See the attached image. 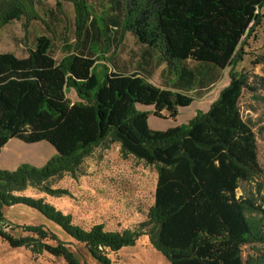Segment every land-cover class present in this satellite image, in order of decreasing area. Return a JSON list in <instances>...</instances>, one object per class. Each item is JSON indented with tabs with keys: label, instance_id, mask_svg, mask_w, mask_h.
<instances>
[{
	"label": "trees",
	"instance_id": "obj_1",
	"mask_svg": "<svg viewBox=\"0 0 264 264\" xmlns=\"http://www.w3.org/2000/svg\"><path fill=\"white\" fill-rule=\"evenodd\" d=\"M64 3L74 13L73 38L55 59V27ZM100 6L103 13L97 15L90 0H0V30L13 21L40 25L24 56L0 52V152L12 138L54 149L39 167L0 166V238L32 256L47 253L65 264H82L67 242L42 225H11L25 235L4 230L3 209L19 204L54 222L98 264H115L109 255L143 235L168 264H264L263 209L252 196L237 194L241 181L263 174L255 124L242 116L239 102L244 90L255 92L264 83L232 70L262 22L264 0H104ZM124 34L155 49L185 88H160L141 73L111 71L100 78L95 62ZM59 37L66 41L63 33ZM188 61L202 66L197 71ZM206 65L214 67L215 78L231 67L208 110L165 130L150 128L148 111L138 105L174 119L194 100ZM68 88L79 101L69 100ZM110 143L119 144L122 157L131 155L156 170L153 203L134 229L108 230L101 222L84 228L43 197L23 194L27 188L68 194L52 188L50 180L76 177L83 160Z\"/></svg>",
	"mask_w": 264,
	"mask_h": 264
},
{
	"label": "rangeland",
	"instance_id": "obj_2",
	"mask_svg": "<svg viewBox=\"0 0 264 264\" xmlns=\"http://www.w3.org/2000/svg\"><path fill=\"white\" fill-rule=\"evenodd\" d=\"M46 1L53 5V0ZM90 1L95 6L97 15H101L103 8L100 5L104 0ZM58 14L60 20L55 27L57 39L55 38L52 54L55 59L65 54L63 47L66 42L72 43L73 38L74 13L71 4L64 3L61 13ZM260 14L262 22L255 28L253 35L246 40L247 45L243 48L245 54L242 60L232 67L233 71L245 73L253 83L254 81L264 83V80L258 78H264V6L260 9ZM32 31L34 36L39 34L36 24L31 22L26 27H22L20 21L7 24L0 30V52H12L17 56H24L25 49L32 46L31 42L34 38L30 35ZM62 33L66 39L65 42L58 38L62 36ZM107 53L108 50L102 52L99 60L95 62L97 63L95 71L100 78L105 73L111 72ZM187 65H193V62L188 61ZM230 70L231 67H226L218 71V81L205 95L198 97L202 93L193 92L194 100L191 105L180 108L178 116L174 119L168 118L165 111L156 116L152 112V107L143 108L148 111L149 121H154L153 127L165 130L187 123L198 111H207L217 98L219 91L228 83ZM67 97L71 102L80 100L73 88H68ZM239 106L242 116L255 124L253 131L256 134L257 157L263 174L255 181H241L237 194L255 198L262 207L264 216V131L262 130L264 128V87L255 92L244 90ZM53 150L47 142L25 143L14 138L3 150L2 164L7 168H2L14 170L22 163L42 166L54 154ZM50 183L52 188L64 189L68 194L50 196L33 188H27L23 194L43 197L64 214H70L73 222L84 228L101 222L105 229L122 231L134 229L146 219L154 199L156 170L154 166L146 165L131 155L122 157L119 144L110 143L107 147L95 148L92 154L83 160L76 177L64 174L61 178L50 180ZM11 207L3 209L6 221L10 225H42L67 242L82 264H98L81 244H77L59 226L38 211L19 204ZM9 231L14 235L27 234L18 227ZM109 257L115 264H168L166 258L153 248L146 235L140 236L132 246L122 247ZM0 264H65V262L62 258L53 257L47 253L32 256L27 249L11 247L0 238Z\"/></svg>",
	"mask_w": 264,
	"mask_h": 264
},
{
	"label": "crops",
	"instance_id": "obj_3",
	"mask_svg": "<svg viewBox=\"0 0 264 264\" xmlns=\"http://www.w3.org/2000/svg\"><path fill=\"white\" fill-rule=\"evenodd\" d=\"M32 24H36V23H32ZM39 29H40V25L36 24V30L39 31ZM30 35L31 38L34 36L33 31L32 34ZM107 54L109 55L108 64H109V70L111 71L117 73H123V74L141 73L149 77V82L160 88H165L167 86L174 88H185L186 86V83L184 82V80L180 78V75H177V71L175 69H171V70L167 69L165 63L162 60V57L155 49L138 43L136 38H134L130 34H124L121 38L118 39L115 38V41L112 42L110 48L108 49ZM96 65L97 63H95V67ZM190 66L191 68H194L198 71L199 67L202 65L198 63H193V65ZM180 67L181 65L177 66L178 69ZM204 69L205 70H203L202 67L203 70L202 77L204 82L201 85H197L196 92H202L203 87H206L210 91L219 79L218 72L215 78L214 67L206 65ZM206 71H209L210 75L204 77ZM146 107H152V106L138 105V108L141 110H144L143 108ZM178 114H179V110H178ZM153 124L154 121L150 122L148 119V125L150 128L152 127L155 130H161V128L153 127L154 126ZM13 139L14 138L10 139L1 149L0 152L1 167H4L2 164L3 150L9 145V142ZM4 217H5V213H4ZM5 219L7 218L5 217Z\"/></svg>",
	"mask_w": 264,
	"mask_h": 264
},
{
	"label": "built area",
	"instance_id": "obj_4",
	"mask_svg": "<svg viewBox=\"0 0 264 264\" xmlns=\"http://www.w3.org/2000/svg\"><path fill=\"white\" fill-rule=\"evenodd\" d=\"M1 227H3V229H5V228H11V225L8 224L7 222H3V223L1 224Z\"/></svg>",
	"mask_w": 264,
	"mask_h": 264
},
{
	"label": "bare ground",
	"instance_id": "obj_5",
	"mask_svg": "<svg viewBox=\"0 0 264 264\" xmlns=\"http://www.w3.org/2000/svg\"><path fill=\"white\" fill-rule=\"evenodd\" d=\"M3 228V227H2ZM10 228H5L4 230H9Z\"/></svg>",
	"mask_w": 264,
	"mask_h": 264
}]
</instances>
